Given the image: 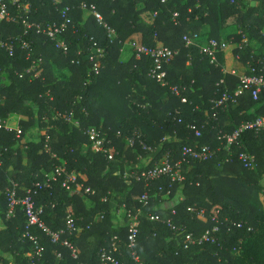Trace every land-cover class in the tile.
Instances as JSON below:
<instances>
[{
  "label": "trees",
  "instance_id": "trees-1",
  "mask_svg": "<svg viewBox=\"0 0 264 264\" xmlns=\"http://www.w3.org/2000/svg\"><path fill=\"white\" fill-rule=\"evenodd\" d=\"M60 1V9L73 8L71 17L75 29L67 36L71 43L68 56L57 50L47 37L31 30L25 38L33 43L34 57L43 59L42 76L31 81L29 76H18L31 67L27 52L17 49L11 57L0 50V76L9 82L3 88L0 78L2 96L7 98L6 105H0V117L5 119L9 114L18 113L27 118L19 123V128L14 127L22 130L19 138L16 133L0 134L2 145L8 148L0 168V218L5 225L0 231V252L5 255L0 258V264H28L27 254L32 251V243L23 238L27 218L22 207L17 206L14 215L7 217L10 209L7 189L13 183L18 184L17 198L22 199L34 184L44 181L56 166L64 163L69 173L81 175L79 182L84 188H91L96 194L87 196L84 190L75 188L67 191L62 187L64 178L53 183L51 189L38 191L36 205L44 207L42 220L49 229L56 232L65 228L69 213L83 227V231L63 237L77 250V259L71 249L53 243L42 229L32 228V234L45 247L42 264H102V250L112 249L113 244L118 245L121 253L116 256L133 264L127 247L129 224L127 227L118 224L119 211L129 223L128 213L140 212L136 251L144 264H264V209L259 199L264 190V132H247L242 138L243 150L256 158L257 168L253 171L238 160L242 149H236L230 163L224 162L228 154L223 150L219 159L184 168L182 183L172 184L170 179L154 183L147 206L141 203L142 195L148 191L145 183L125 178L129 169L141 172L153 167V162L143 167L141 158L160 159L167 150L179 157L186 143L218 148L222 146L218 139L220 133L230 134L241 123L264 116V91L256 101L251 92H246L237 98L236 105L230 103L228 110L219 109V120L207 125L213 113L212 101L219 100L225 92L234 97L240 78L223 73L222 52L218 54L220 66L217 67L209 63L198 47H186L184 41L185 36L201 35L205 28L207 42H220L222 31L235 26L238 32L229 37L237 46L235 55L246 67L254 64L264 56V0H170L167 4L162 0ZM252 1L255 6H251ZM22 2L30 3L29 19L33 23L60 20L53 0ZM82 2L97 7L104 20L116 30L115 41H110L95 17L88 15L83 19L85 13L78 9ZM11 11L15 14L18 10ZM176 12L179 13L177 24L173 21ZM0 33L8 40L23 36L25 28L6 21ZM134 38L142 39L151 48L178 51L166 70L171 85L188 87L184 93L188 103H182L168 87L150 78L151 59H137L126 45ZM94 43L106 50V58L101 74L86 84L90 80L89 57ZM79 51H84L82 56H78ZM130 53L132 58L123 62L121 56ZM73 60L80 63H72ZM72 110L73 121H79L80 128L64 118L53 119L57 112L66 116ZM177 110L181 112L183 124L170 116ZM37 120L47 130L46 134L37 142H28L26 133L37 125ZM192 123L204 126L202 138L196 139L187 128ZM92 127L101 131L115 148L114 160L92 150L90 139L84 134ZM136 131H141L149 146L158 145L165 137L169 141L158 155L150 156L139 144L129 145L128 139ZM11 168L15 173L10 176ZM170 185L171 194L167 195ZM161 187L165 191L161 192ZM85 196L91 200L90 207L85 204ZM166 199L175 200L174 206L166 207ZM172 208L177 212L175 216ZM189 208L197 213L203 210L204 217L189 213ZM155 214L161 216L160 222L150 219ZM169 218L185 232L175 234L167 225ZM232 223H242L243 227ZM215 226L221 230L216 235L217 244L184 249L185 233L202 236Z\"/></svg>",
  "mask_w": 264,
  "mask_h": 264
},
{
  "label": "built area",
  "instance_id": "built-area-1",
  "mask_svg": "<svg viewBox=\"0 0 264 264\" xmlns=\"http://www.w3.org/2000/svg\"><path fill=\"white\" fill-rule=\"evenodd\" d=\"M56 13L59 17V21H43L40 23H33L29 19V14L31 13V6L29 2L23 3L22 0H0V27L6 21L10 23L22 24L25 28V33L23 36L11 37L8 40H4L0 33V50H5L9 56H14L17 49H21L27 52V57L31 59V67L26 69L22 73H18L19 78H24L29 76L30 80H37L41 75V67L43 65V59L41 57H34V46L33 43L26 40V36L31 30H34L37 35L45 36L55 44V48L63 53L64 56H68L71 51V43L68 42L67 36L71 29H75L73 18L71 13L73 8L66 6L63 9L58 7L60 0H53ZM170 0H162L163 4L169 3ZM15 8L18 11L13 14L11 9ZM79 10H82L84 13L96 18L99 26L103 27L109 36L111 42L115 41L117 38L116 30L111 27L103 18V16L98 11L97 7L94 4H87L82 2L79 5ZM179 13H174L173 21L177 24ZM201 35L195 34L193 36H185L184 41L186 47H198L200 53L204 55L211 65L220 66L218 61V54L225 52L229 45L222 41L209 40L205 45L199 43ZM246 43L247 40L245 39ZM133 52L134 56L137 59L148 58L152 61V68L150 70L149 76L151 79L155 80L157 83L161 84L164 87H168L171 93L181 98L182 103H188V99L184 97V93L187 92V86H176L171 85L168 80V72L166 66L169 65L174 57L178 55V51H174L170 48H151L145 45L142 39L134 38L126 44ZM84 51H79L78 56H82ZM90 63H92L91 71L88 75L90 79L86 84H89L92 81V77L99 76L103 69V61L106 58V50L102 47L97 46L94 43V48L90 53ZM72 63L79 64L80 61L73 60ZM224 74H232L240 78V85L234 97H231L228 92H225L222 97L218 100L212 101V110L213 113L209 116L206 124L210 125L212 121L219 120V109L228 110L230 103L236 105L238 103L237 98L245 94L246 92H251L253 99L256 101L259 99L261 93L264 91V56L258 58L254 64H248L244 74L238 75L235 71H226L222 67ZM52 100V98H51ZM2 101L0 100V105ZM84 112V110H83ZM54 116L55 119H62L68 123H75L77 127L80 128L79 121H73L74 110H72L68 115L63 116L61 113L57 112ZM171 117H174V121L178 124H183L184 120L181 117V112L176 111L175 115L170 114ZM45 122H48V119H45ZM187 128L194 134L196 139H200L204 135V126H199L196 123L187 125ZM7 133H16L19 138L22 135V130L15 129L9 125L6 119L0 117V134L1 132ZM247 132L263 133L264 132V116H259L252 121H245L241 123L232 133L218 135V139L221 141V145L218 148H212L208 145H199V143H186L180 149L179 157H175V154L172 150H167L160 159L149 158L154 163L153 167L146 168L141 172H136L132 170H127L125 173V178L132 177L137 181H143L148 191H146L141 197V203L147 206L150 201V191L152 185L161 180L170 179L171 183H182L185 181V176L183 174L184 168L189 167L193 163L198 162H209L220 158V154L223 150L226 151L228 157L224 160L225 163H230L232 161L233 155L236 153V149H242V152L238 153V160L242 165L248 170H255L257 168V161L255 156L249 154L243 150L242 138L243 135ZM84 134L89 137L91 142V148L94 152L105 154L108 160H114L115 148L110 146L107 142L105 136L97 128L92 127L85 130ZM121 134L118 133V136ZM49 140V138H48ZM169 141V138L165 137L160 143L156 146H149L144 140V135L141 131H136L134 135L128 139L129 145L135 147L136 144H139L141 148L150 154V156H156L163 149ZM8 151V148L2 145L0 140V168L3 166V157ZM50 151V149L48 150ZM53 158H56V155L51 153ZM62 187L67 191H72L75 188L76 191L84 190V194L87 196H93L96 194L91 188H84L83 184L79 182L81 175L79 173H69L66 168V163L60 166H56L53 174L46 175L45 180L34 184V188L28 190L27 195L22 198H17V185L13 183L12 188L7 189V198L10 204V209L7 214L8 218H11L17 206H21L25 216L27 218V228L23 234V238L29 240L32 243V251L27 254L28 264H42L45 254V247L41 243V240L38 236L32 234V228L38 227L44 231L47 236H49L53 243H61L64 246L72 250V255L75 259L78 258V252L73 247L71 242L67 239L63 240V237L66 235H72L74 233L80 232L81 228L77 224V221L74 219L71 213L68 214L66 219L65 228L53 232L49 229L44 221L42 216L44 214V207H37L35 196L38 191L51 189L53 183H57L59 180L63 179ZM171 188L167 191V195L171 194ZM160 191L163 192L165 189L162 187ZM183 200V198H180ZM106 201V199H104ZM125 208V205L123 206ZM189 213L196 214L198 217H204L205 212L199 211L198 213L193 208H189ZM177 214L176 210L172 208V215ZM130 218L129 229H128V249L131 251V260L133 264H144L140 255L136 251L137 239L140 233V212L133 214L132 212L128 213ZM150 219L155 222L161 221V216L159 214L151 215ZM215 221V217L213 218ZM218 222V221H216ZM168 227L177 235L184 233L185 230L177 227L174 224L172 218L167 220ZM233 226L242 228L243 224L232 223ZM220 227L215 226L212 230L206 231L202 236H196L193 233H185L184 235V249L189 250L192 247L203 246L206 244H217L218 239L216 235L220 232ZM251 231V229H249ZM241 243V241H240ZM121 256L118 245L113 244L112 249L106 250L103 249L100 257L102 264H127L122 261L116 254Z\"/></svg>",
  "mask_w": 264,
  "mask_h": 264
},
{
  "label": "crops",
  "instance_id": "crops-1",
  "mask_svg": "<svg viewBox=\"0 0 264 264\" xmlns=\"http://www.w3.org/2000/svg\"><path fill=\"white\" fill-rule=\"evenodd\" d=\"M142 7V5L140 6ZM205 28L203 29V31L201 32V39L199 41V43L201 45H205L206 42H207V37L204 35L205 32L207 31H204ZM238 32V29L237 27H230V28H227L225 30L222 31V42H225L229 45V47L226 49L225 52H222L223 53V65H224V68L226 71H235L238 75H242L244 74L245 70H246V66L244 64H242L239 60H238V57L235 55V48L237 47L235 45V43H233V38H229V37H233L236 33ZM203 35V36H202ZM122 58V61L123 62H128L132 56H131V53L129 55H122L121 56ZM66 73L68 75H70V73L68 71H66ZM1 78V81H2V85H3V88H5L7 85H4V84H8L9 82L5 79V77H2L0 76ZM187 98V97H186ZM6 97L2 96V93H1V90H0V100L2 101L1 105L4 106L6 105ZM188 99V98H187ZM7 120V122L9 123L10 126H12L13 128L14 127H17L19 128V123L21 121H24L26 120L27 118L25 116H22V114H18V113H15V114H9L6 116L5 118ZM37 125H35L34 127H32L27 133H26V140L28 142H37L39 140V137L41 135H45L46 134V129L40 127V123L39 121L37 120L36 122ZM141 164L143 167H147L148 164L150 162H152V160H150L149 158H141ZM24 163H26V161H24ZM15 172L13 170V168H11L9 170V175H13ZM5 228V225L4 227L1 229L3 230ZM0 230V231H1ZM4 253L3 252H0V258L4 257ZM10 258V257H9ZM11 260V258H10ZM2 264V263H1Z\"/></svg>",
  "mask_w": 264,
  "mask_h": 264
},
{
  "label": "rangeland",
  "instance_id": "rangeland-1",
  "mask_svg": "<svg viewBox=\"0 0 264 264\" xmlns=\"http://www.w3.org/2000/svg\"><path fill=\"white\" fill-rule=\"evenodd\" d=\"M255 5H256V3H255L254 1H252V2H251V6H255ZM262 15H263V17H264V11L262 12ZM87 18H88V13H87V14L85 13V14L83 15V19L86 20ZM85 177H86V176H85ZM259 196H260V197H259L260 202L262 203V208L264 209V190H263L262 192H260V195H259ZM83 198H84V201H85V204L87 205V207H90V205H91V200H90V198L87 197V196H85V197H83ZM178 198H179V197H178ZM174 201H175V200H171V201H168L167 199L164 200L165 206H166V207H172V206H174V203H175ZM117 214H118V224L127 227V225L129 224V222H127V221L125 220L124 216L122 215V214H123L122 211L117 212ZM97 217H98V218H97V222L101 221L99 215H98ZM126 222H127V223H126ZM3 227H4V222H3V220L0 218V230H1ZM80 228H81L80 230L83 231V227L80 226ZM88 228H89V227H88Z\"/></svg>",
  "mask_w": 264,
  "mask_h": 264
}]
</instances>
